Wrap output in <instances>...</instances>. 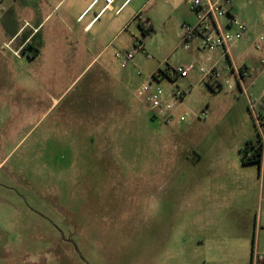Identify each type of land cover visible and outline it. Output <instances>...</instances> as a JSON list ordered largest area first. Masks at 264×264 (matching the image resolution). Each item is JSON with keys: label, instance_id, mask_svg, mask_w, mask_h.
<instances>
[{"label": "rangeland", "instance_id": "rangeland-1", "mask_svg": "<svg viewBox=\"0 0 264 264\" xmlns=\"http://www.w3.org/2000/svg\"><path fill=\"white\" fill-rule=\"evenodd\" d=\"M14 1L0 0V30L18 17L21 25L22 16L2 11ZM19 1L40 19L50 13ZM72 1L44 22L42 32L56 25L58 42L70 37L61 18ZM232 5L247 24L234 46L250 67L246 94L213 89L196 70L163 79L165 90H187L170 120L154 117L137 90L158 69L200 65L180 47L183 0H148L141 17L159 23L147 39L135 17L129 23L124 35L142 50L124 68L116 59L109 66L123 84L104 82L96 66L13 69L25 80L0 97V230L10 264H250L252 243L264 253L258 164L241 163L256 137L246 96L256 113L264 99V0Z\"/></svg>", "mask_w": 264, "mask_h": 264}, {"label": "crops", "instance_id": "crops-1", "mask_svg": "<svg viewBox=\"0 0 264 264\" xmlns=\"http://www.w3.org/2000/svg\"><path fill=\"white\" fill-rule=\"evenodd\" d=\"M67 1L69 0H58V3L54 5L56 0H38L39 7L43 4L44 7L48 6L50 9V13H48L44 19H40L39 14L32 11L30 3L28 5L19 0H15L11 4L9 3L4 9H2L4 12H8L10 9L13 10L14 16H22V21L21 25L20 23L17 24L18 20H20V17H18L16 18L17 21L15 28L8 27L0 30V97L8 94L6 88L10 82L14 81V84H18L25 80L24 76H11V73L14 72V70L18 73L20 68L31 64H34L39 68L40 72L38 73L42 72L41 67L48 70L57 67L59 64L69 65V67L76 66L85 68L96 66L98 67V74L103 77L102 80L104 82L108 79L123 84V81L120 78H117L110 72L109 66L113 60L116 59L114 53L123 52L132 48L133 40L128 38L127 35H124V31L128 28V25L133 18L136 17L137 14H141V11L144 10L145 4L148 0H146L145 3H142L139 0H131L118 15L114 14V10L119 6V1L115 2L112 7L113 10L111 9L100 13L102 8L101 2L95 4L89 9L93 0H73L61 18L64 22V26L70 33V37H65L62 42H58L56 36L53 35L55 32V24H52L46 32H42V29L46 25L44 22L52 12L56 11L58 6L63 5ZM132 3H134V7L129 12H126L127 8ZM183 3L185 6L181 14H179V17L176 19L177 23H179L177 27L178 36H180V27L183 23H195L194 14L190 10L187 0H183ZM81 16L82 18L79 19ZM169 17L170 16H168V18ZM141 18L147 20L151 30H153L154 26L159 23V20L150 14ZM26 22L37 31L33 32L30 27L23 28V25ZM34 24H36L35 27L33 26ZM27 29L29 31H27ZM39 33L42 34L37 43H34L32 40ZM147 38H149V35H146V39ZM10 41H12V46L14 48H18L22 44L25 45L20 58H16L10 52L2 50L3 44ZM234 48L235 47L232 48V52L235 54L234 57H232L233 61H235L236 64H244L247 66L246 61H238L239 59L236 60L237 56ZM187 52L192 57V60L197 62L198 65H201L202 63L205 64V66L215 64L222 72L228 65L227 62L225 65L222 62L223 57L221 50L207 53L193 49ZM247 67L248 70H250V67ZM44 77L45 79L51 80L53 78L56 79L57 76ZM53 101L56 102V99H53ZM53 104L54 103H52L51 106H53ZM258 168L260 191L263 192L264 155ZM262 231H259L257 235V247H259ZM1 232L2 231L0 230V264H10L11 253L9 241ZM258 264H264V262H259Z\"/></svg>", "mask_w": 264, "mask_h": 264}, {"label": "built area", "instance_id": "built-area-1", "mask_svg": "<svg viewBox=\"0 0 264 264\" xmlns=\"http://www.w3.org/2000/svg\"><path fill=\"white\" fill-rule=\"evenodd\" d=\"M116 1L119 6L114 10V14L118 15L128 5L131 0H93L89 9L97 3H102L100 13L111 10ZM233 0H187V4L194 14L195 23H183L180 27L179 43L184 51L196 49L200 52L213 53L221 50L222 57L227 60L226 76L222 75V71L217 65L196 67L194 63L179 65L175 68H167L168 77L149 78L137 90L138 97L144 102L154 117H160L165 120L173 119L174 109L177 104L181 103L187 90H180L173 87L171 90H165L159 85L163 79L172 82L173 78H185L193 71L201 76L213 89H226L229 92L237 87L240 92H244V79L249 76L248 67L244 64H236L233 61L232 48L242 39L247 31V24L240 20L232 13ZM113 10V9H112ZM82 16L79 18L81 19ZM142 28L148 29L147 20L141 18V14L135 17ZM30 27L33 32L37 30L32 28L27 22L23 28ZM263 37L259 38V42L263 41ZM24 44L18 48L12 46V41L4 43L3 51L10 52L14 57L20 58L23 52ZM258 48V45L256 46ZM142 50L140 41L135 40L130 50L114 53V57L120 62L122 68L132 63L134 54ZM145 57L150 59L151 56L145 53ZM222 72V73H221ZM140 75V72H137ZM246 94V93H245ZM247 109L254 120V128L256 136L261 144L262 157L264 155V99H261V112L256 113L254 103L246 96ZM179 121H184V116L179 115ZM263 171V170H262ZM264 262V253L260 254L256 249L252 250V264Z\"/></svg>", "mask_w": 264, "mask_h": 264}, {"label": "trees", "instance_id": "trees-1", "mask_svg": "<svg viewBox=\"0 0 264 264\" xmlns=\"http://www.w3.org/2000/svg\"><path fill=\"white\" fill-rule=\"evenodd\" d=\"M139 27L142 31V34L144 36L149 35V32L151 31V28H149L148 30H144L141 25L139 24ZM25 48V47H24ZM23 48V51H24ZM167 69L165 70H157L156 72H154L152 74L153 78H158V77H168L167 76ZM261 159H262V148H261V144L259 143V140L257 138V136L255 137V139L253 140H248L245 142V146L243 148V150L241 151V163L243 165H248V164H258L260 165L261 163ZM253 243H252V249H251V262L250 264H252V250H253Z\"/></svg>", "mask_w": 264, "mask_h": 264}]
</instances>
